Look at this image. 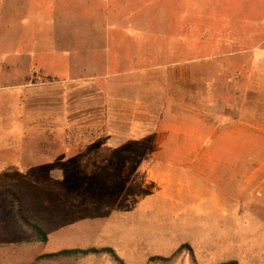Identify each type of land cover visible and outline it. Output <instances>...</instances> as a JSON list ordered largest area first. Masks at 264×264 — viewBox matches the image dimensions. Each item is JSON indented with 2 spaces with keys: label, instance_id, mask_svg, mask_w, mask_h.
<instances>
[{
  "label": "rangeland",
  "instance_id": "1",
  "mask_svg": "<svg viewBox=\"0 0 264 264\" xmlns=\"http://www.w3.org/2000/svg\"><path fill=\"white\" fill-rule=\"evenodd\" d=\"M232 261L264 264V0H0V264Z\"/></svg>",
  "mask_w": 264,
  "mask_h": 264
},
{
  "label": "trees",
  "instance_id": "2",
  "mask_svg": "<svg viewBox=\"0 0 264 264\" xmlns=\"http://www.w3.org/2000/svg\"><path fill=\"white\" fill-rule=\"evenodd\" d=\"M27 224L29 226H31V228H33L34 231H36V233H37V235H38V237H39V239L41 241L46 242L48 240L47 233L41 226H39L38 224H35V223H31L29 221H27ZM82 252L83 251H81V250L74 249V250H63L59 254H62V255H65V254H80ZM226 264H237V262L232 261V262H229V263H226Z\"/></svg>",
  "mask_w": 264,
  "mask_h": 264
}]
</instances>
